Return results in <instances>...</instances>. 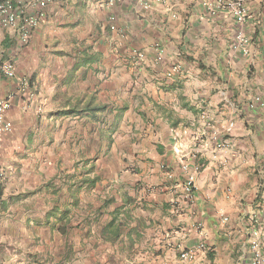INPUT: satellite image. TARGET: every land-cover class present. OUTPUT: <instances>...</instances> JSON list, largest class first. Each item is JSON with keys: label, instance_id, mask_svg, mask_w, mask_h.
I'll return each mask as SVG.
<instances>
[{"label": "crops", "instance_id": "0c3cea01", "mask_svg": "<svg viewBox=\"0 0 264 264\" xmlns=\"http://www.w3.org/2000/svg\"><path fill=\"white\" fill-rule=\"evenodd\" d=\"M0 53V264H250L255 232L264 264V0H56ZM178 146L201 167L175 213Z\"/></svg>", "mask_w": 264, "mask_h": 264}, {"label": "built area", "instance_id": "2783aa9c", "mask_svg": "<svg viewBox=\"0 0 264 264\" xmlns=\"http://www.w3.org/2000/svg\"><path fill=\"white\" fill-rule=\"evenodd\" d=\"M56 0H0V28H8L17 36L20 43L25 44L30 39L32 32L39 25L40 20L45 15L46 7L55 2ZM160 1V0H155ZM234 15L238 23L244 22L247 9L242 4L241 1H237L234 5ZM248 38L239 32L236 36V43L234 47L242 48L244 53L248 52ZM137 59H143L144 54L137 50H132L131 52ZM162 51L159 49L157 51V61H161ZM178 66L173 67L177 69ZM0 74L5 78H12L15 75V67L13 63L2 57L0 53ZM27 80L23 79L19 84V90H24L27 87ZM11 95L3 101H0V146L2 142V137L5 131L9 130L10 123L4 120V112L8 109L10 105ZM28 103V99H25V104ZM206 123L210 122L209 115H203ZM231 127V123L227 126L228 130ZM215 147L217 149H222L225 147V142L219 140L215 142ZM178 154V162L181 171L183 172L184 178L181 180L180 188L181 192L179 194V200H174V212L180 213V205L182 202L190 203L193 200V190L195 177L198 174L201 164L197 162V151L192 148L189 152H182L181 147H177L175 150ZM166 177L168 179H174L173 173L166 172ZM3 178V173L0 169V183ZM209 250L208 245L204 242L198 243L194 248L184 249L179 252V258L184 261H193L198 254V252H206ZM248 250L250 253V264H263V255L260 250V243L258 241L257 232L249 240Z\"/></svg>", "mask_w": 264, "mask_h": 264}, {"label": "trees", "instance_id": "16d2710c", "mask_svg": "<svg viewBox=\"0 0 264 264\" xmlns=\"http://www.w3.org/2000/svg\"><path fill=\"white\" fill-rule=\"evenodd\" d=\"M114 221H115V218H112V220L110 221V223H109V226H108V238L110 239V240H114V239H116L117 237H118V234H117V232H118V229H119V227L116 225V226H113V223H114Z\"/></svg>", "mask_w": 264, "mask_h": 264}]
</instances>
